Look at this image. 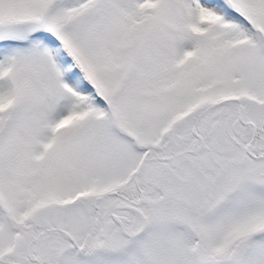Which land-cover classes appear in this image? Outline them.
Wrapping results in <instances>:
<instances>
[{
  "label": "snow or ice",
  "instance_id": "6c2138e0",
  "mask_svg": "<svg viewBox=\"0 0 264 264\" xmlns=\"http://www.w3.org/2000/svg\"><path fill=\"white\" fill-rule=\"evenodd\" d=\"M0 264H264V0H0Z\"/></svg>",
  "mask_w": 264,
  "mask_h": 264
}]
</instances>
